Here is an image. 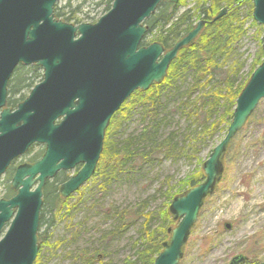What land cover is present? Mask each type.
<instances>
[{"label": "water", "instance_id": "obj_1", "mask_svg": "<svg viewBox=\"0 0 264 264\" xmlns=\"http://www.w3.org/2000/svg\"><path fill=\"white\" fill-rule=\"evenodd\" d=\"M163 1L113 0L96 22L73 24L54 16L59 0H0V109L19 63H36L44 70L41 83L17 110L0 111V175L31 144L46 145L42 159L18 167L11 183L14 197L0 199V264L34 263L48 178L81 163L82 168L60 185L64 198L78 192L94 176L112 117L135 91L162 82L179 51L200 35L204 20L167 51L160 42L141 46L148 29L144 21ZM252 2L254 19L264 25V0ZM226 13L222 9L213 21ZM240 93L226 135L202 165L203 182L171 201L169 211L177 223L169 228L170 239L154 264H179L183 259L199 212L221 181L229 144L264 99V58ZM244 261V255H237L229 264Z\"/></svg>", "mask_w": 264, "mask_h": 264}, {"label": "trees", "instance_id": "obj_2", "mask_svg": "<svg viewBox=\"0 0 264 264\" xmlns=\"http://www.w3.org/2000/svg\"><path fill=\"white\" fill-rule=\"evenodd\" d=\"M107 3L106 11L111 8L112 0H108ZM180 5V2L174 4L170 0L158 5L156 13L144 22L148 26V31L143 45L147 44L146 38L152 36L153 41H159L168 50L195 27L193 20L195 17L206 21L205 26L194 43L179 51L162 82L152 85L147 91L134 92L113 116L112 121L115 122L107 131L95 176L100 177V186L104 188L107 181L110 178H117L123 169L131 170L135 163L141 161L149 162L152 159L160 161L163 157H170V153L182 158H196L198 163L193 172L177 183L173 184L169 177L165 178L166 189L163 194L165 202L159 209L148 211L149 199H154L156 196L154 194L130 207H111L105 210L107 214L112 212L116 217L112 229L102 233L99 238L106 248L114 239L122 237L142 220L139 235L133 239L131 246L134 255L125 258L123 264H154L156 256L164 248L163 244L170 239L169 228L176 226L169 211L171 201L203 182L205 176L202 165L205 160L199 153L207 147L210 154L219 142L216 135L222 132L226 134L234 117L236 99L255 68L263 61L264 27L252 17L251 0H197L194 6L175 19ZM68 6L70 8L68 11L58 10L56 7L54 12L56 18L69 23H81L82 19L78 18V14L81 13L80 7L72 8L70 4ZM242 7L247 8L245 16L242 15ZM222 9H227V13L219 20L213 21ZM249 20L251 23L247 25ZM253 26L263 39L260 40L258 51L246 72L244 69L249 58L245 57L240 49L249 27ZM33 83L34 81L27 87ZM169 89V95L175 98L179 96L174 107L175 112L184 120V130H172L163 136L161 128L167 126L170 113L165 115L161 113L164 110L163 106L167 105L166 94ZM135 108L142 110V119L148 122L137 135L130 134L119 140L116 137L118 124L123 123V119ZM47 185L43 207L48 205L49 211L58 210L62 202L68 199L61 198L54 185ZM42 224H45V221ZM105 249L101 253L97 249L92 251L81 249L74 260L80 264H111V261L104 259L106 255L109 256Z\"/></svg>", "mask_w": 264, "mask_h": 264}, {"label": "rangeland", "instance_id": "obj_3", "mask_svg": "<svg viewBox=\"0 0 264 264\" xmlns=\"http://www.w3.org/2000/svg\"><path fill=\"white\" fill-rule=\"evenodd\" d=\"M107 1L59 0L56 7L58 10L66 11L70 9L69 4L72 8L80 7L81 13L78 14V18L82 19V22L92 23L109 11H106ZM196 1L179 0L181 5L175 19L194 6ZM241 12L245 16L247 8L242 7ZM175 19L173 18V21ZM193 20L196 26L200 18L195 17ZM250 23L249 20L247 25ZM261 39L263 38L260 37L257 28L249 27L240 49L244 56L249 58L244 69L246 72L258 51ZM153 42L155 41L152 36L146 38L145 43ZM26 92L29 95V90ZM169 92L170 89L166 94L167 105L163 106L164 110L161 113L162 115L170 113L167 126L161 128L163 136L172 130H184V120L175 112L174 107L179 96L175 98L169 95ZM141 112L140 108H135L123 119V123L118 124L116 133L118 139L140 133L148 122L143 121ZM112 119L107 127L105 139L108 129L115 122ZM245 125L228 146L221 181L215 192L207 197L199 212L180 264H228L232 256L242 253L249 256L250 261L253 256L264 259V99L259 102ZM224 136V132L216 135L219 142ZM209 150L205 147L199 153L205 161ZM169 156L163 157L160 161L152 159L149 162H137L131 170L123 169L117 178H110L104 188L100 186V177L94 176L78 192L62 202L58 210L49 211L48 205L42 206L41 218L45 224H42L39 230L41 238L38 241V257L34 264H80L74 257L81 249L89 251L97 249L101 253L106 246L99 238L102 233L112 229L116 222L112 212L108 214L105 212L107 208L130 207L156 194L154 199H149L148 211L159 209L165 202L163 195L166 189L165 178L169 177L173 184L177 183L193 172L198 163L196 158H182L171 153ZM68 178H59L56 184L55 179H49L47 182L60 189L63 179L65 181ZM9 181L3 177V184H0V199L10 196ZM14 194L12 193L13 196ZM141 222L142 220L107 246L105 250L109 256L106 255L105 260L111 261V264H123L125 258L134 255L131 246L133 239L139 235ZM226 223H231L232 227L227 229Z\"/></svg>", "mask_w": 264, "mask_h": 264}, {"label": "flooded vegetation", "instance_id": "obj_4", "mask_svg": "<svg viewBox=\"0 0 264 264\" xmlns=\"http://www.w3.org/2000/svg\"><path fill=\"white\" fill-rule=\"evenodd\" d=\"M43 77H44V70H43V67L41 65L38 66L36 63L29 64V65L19 63V65L13 70L12 76L9 78L8 86H7V97H6L5 106L2 107L0 109V111H2L3 109H6V108L11 110L12 112L17 110L20 103L25 101L30 96L31 89H33L34 86L41 83ZM24 79L26 81H23ZM32 81H34V83L30 87H27V85H30V83ZM28 90L30 92L29 95H27V92H26ZM36 148H37V150H36ZM45 149H46L45 144L35 142V143L31 144L29 146V148L27 150H25L21 155L15 156V158H13L12 161L10 162V164L7 166V169L2 173V175H0V184H3L2 183L3 177L6 178L7 182H8V180H10L9 183H13V177H14L16 171L18 170V167L22 166L23 164L32 165L35 162L39 161L40 159H42L43 154L45 152ZM82 166L83 165L81 163H77V165L74 168L66 169V170L62 169V170L58 171L53 178H48V179H55L54 182L56 184L59 182L58 181L59 178L66 179L67 177H69V178L72 177V175L76 174L77 171L82 168ZM97 169H98V167H97ZM97 169H96V172H97ZM96 172L94 175H97ZM36 177H37V175L34 177V180L36 179ZM64 179H63L62 183L67 181V180L64 181ZM48 183L49 182H47L46 185ZM46 185H45V187H46ZM10 189H11V187H10ZM58 191L60 192V189H58ZM12 193H16L15 190L11 189L8 193L10 196L6 197V199L13 197ZM14 211L16 213V209ZM39 221H40V223H39V226L37 229V231H38L37 242L41 238V236H39V230H40V227L43 223L41 215H40ZM11 224H12L11 220L6 222L5 226L1 230V233H2L1 236L5 235V232L10 228ZM226 224H225V227H226ZM229 224H231V223H229ZM231 227H232V224H231ZM38 245H39V242H38ZM237 255H244V257H245V261L243 263H238V264H247V262L252 263L253 261H260L259 262V264H260L264 260V259L263 260L259 259L258 256H253L252 261H250L249 256H247L243 253L242 254H236V255L232 256V258H234ZM230 261H229V263H230Z\"/></svg>", "mask_w": 264, "mask_h": 264}]
</instances>
